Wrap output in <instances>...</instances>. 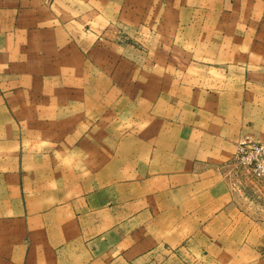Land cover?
<instances>
[{
  "label": "crops",
  "instance_id": "obj_1",
  "mask_svg": "<svg viewBox=\"0 0 264 264\" xmlns=\"http://www.w3.org/2000/svg\"><path fill=\"white\" fill-rule=\"evenodd\" d=\"M244 136L264 0H0V264H264Z\"/></svg>",
  "mask_w": 264,
  "mask_h": 264
},
{
  "label": "rangeland",
  "instance_id": "obj_2",
  "mask_svg": "<svg viewBox=\"0 0 264 264\" xmlns=\"http://www.w3.org/2000/svg\"><path fill=\"white\" fill-rule=\"evenodd\" d=\"M102 30H109L110 36L108 35L107 37L112 38L113 41L120 44H129V42L143 43V41H140L139 33L128 32L127 29L121 28L120 26L113 25ZM256 140L264 141V139ZM231 176L234 180V186L239 188V191L248 199L250 204L254 205V208L263 207L262 214L264 215V180L254 178L242 167H233L231 169Z\"/></svg>",
  "mask_w": 264,
  "mask_h": 264
},
{
  "label": "built area",
  "instance_id": "obj_3",
  "mask_svg": "<svg viewBox=\"0 0 264 264\" xmlns=\"http://www.w3.org/2000/svg\"><path fill=\"white\" fill-rule=\"evenodd\" d=\"M231 167H242L256 179L264 180V141L242 137Z\"/></svg>",
  "mask_w": 264,
  "mask_h": 264
}]
</instances>
